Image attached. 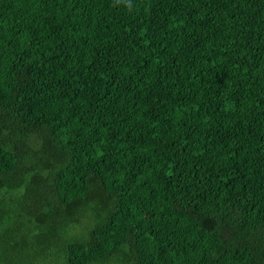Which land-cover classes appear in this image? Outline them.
I'll list each match as a JSON object with an SVG mask.
<instances>
[{
  "label": "trees",
  "instance_id": "obj_1",
  "mask_svg": "<svg viewBox=\"0 0 264 264\" xmlns=\"http://www.w3.org/2000/svg\"><path fill=\"white\" fill-rule=\"evenodd\" d=\"M0 264H264V0H0Z\"/></svg>",
  "mask_w": 264,
  "mask_h": 264
}]
</instances>
